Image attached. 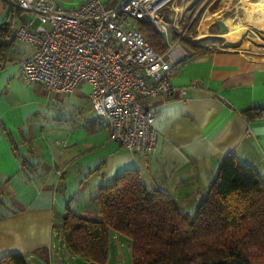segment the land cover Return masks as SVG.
Masks as SVG:
<instances>
[{
  "label": "crops",
  "instance_id": "crops-1",
  "mask_svg": "<svg viewBox=\"0 0 264 264\" xmlns=\"http://www.w3.org/2000/svg\"><path fill=\"white\" fill-rule=\"evenodd\" d=\"M57 1L73 8L86 0ZM99 1L112 9L124 0ZM197 1L179 0L181 33H169L170 42L186 53L173 66L170 82L176 92L142 100L153 110L157 130L154 151L143 154L109 139L105 122L90 109L87 85L62 95L23 82L21 64L35 46L18 41L15 33L30 18L15 0H0V26H8L12 40L0 60V187L7 201L0 258L17 253L26 256L27 264H57L62 252L70 254L61 238L67 206L81 217L97 218L89 199L126 170H137L146 185L168 195L184 213L205 199L227 154L264 178V117L247 122L241 114L264 110V52L217 44L227 27L218 12L231 0L204 8L189 33L192 11L206 0L194 8ZM187 39L201 43L187 48L182 42ZM204 48L209 51H200ZM18 154L29 159L30 171L21 167Z\"/></svg>",
  "mask_w": 264,
  "mask_h": 264
},
{
  "label": "trees",
  "instance_id": "trees-1",
  "mask_svg": "<svg viewBox=\"0 0 264 264\" xmlns=\"http://www.w3.org/2000/svg\"><path fill=\"white\" fill-rule=\"evenodd\" d=\"M204 8L203 4L192 12L189 33ZM139 23L145 40L163 53L167 48L163 38L148 23ZM9 37L8 26L1 25V61L12 46ZM241 114L252 122L263 118L264 110ZM18 157L23 169L33 168L29 159ZM3 194L0 187V220L6 215ZM90 207L97 218L81 217L67 206L61 219L65 249L90 264H106L113 235L130 242L132 264H252L254 258L264 259V178L231 154L222 158L205 199L190 213L181 212L172 198L146 185L137 170H126L100 185L89 199ZM0 264H27V259L13 253L1 257Z\"/></svg>",
  "mask_w": 264,
  "mask_h": 264
},
{
  "label": "built area",
  "instance_id": "built-area-1",
  "mask_svg": "<svg viewBox=\"0 0 264 264\" xmlns=\"http://www.w3.org/2000/svg\"><path fill=\"white\" fill-rule=\"evenodd\" d=\"M15 2L30 18L15 37L35 46L21 64L23 82L62 95L87 85L90 109L105 122L109 139L131 153L153 152L154 112L142 100L176 92L170 82L173 66L186 53L170 42L169 33H181L179 0H124L112 9L99 0L73 8L57 0ZM139 21L163 38V53L145 40L135 25Z\"/></svg>",
  "mask_w": 264,
  "mask_h": 264
},
{
  "label": "rangeland",
  "instance_id": "rangeland-1",
  "mask_svg": "<svg viewBox=\"0 0 264 264\" xmlns=\"http://www.w3.org/2000/svg\"><path fill=\"white\" fill-rule=\"evenodd\" d=\"M257 2H259V0H231L229 1L228 4H222L221 6L220 5L221 0H216V1L206 0L205 2H202V4L204 3L205 8H209V9L217 8L219 5L221 6V8L219 9L220 11L218 13L222 19L226 20V25H227V27H225L222 30V33L224 34L225 32H228L232 24L238 22H246L247 20H254L255 22L261 21V24H258L259 26L264 25L263 14L259 13L258 11L257 12L253 11V13H251L248 11V9H246L249 6V4H256ZM198 6H200V4ZM135 25L136 28L139 29L138 27H140V23L136 22ZM149 27L155 32V30L150 24ZM257 29H261V28L257 27ZM260 31L261 33L255 32L254 30H252V32L247 31L244 33H235L234 37L231 36L230 39H228L230 43L228 47L227 46L226 47L240 51L248 49V51L264 52V42L260 41V39H264V36L262 35V30ZM226 41L227 38H221V40L217 41V44L222 45L225 44ZM192 43H201V41L187 39L186 42H184V45L185 47L187 46L188 48L190 45H192ZM238 43H246L248 45L246 46V48H244L245 46H240L238 45ZM88 94H89V88L87 91V95ZM60 256H61L60 261L57 262V264H90L82 260L81 258L72 256L71 254L65 252H62ZM257 259L258 258H254L252 260V264H264V259L262 258H259L258 260ZM106 264H132L131 247H130V242L127 239L123 238L122 236H117V240L111 239Z\"/></svg>",
  "mask_w": 264,
  "mask_h": 264
},
{
  "label": "bare ground",
  "instance_id": "bare-ground-1",
  "mask_svg": "<svg viewBox=\"0 0 264 264\" xmlns=\"http://www.w3.org/2000/svg\"><path fill=\"white\" fill-rule=\"evenodd\" d=\"M180 7L181 6L178 5V8H177V13L179 15L183 11V8L181 10ZM244 8H245V6H244ZM246 9H248V11L251 12V13H253V11L254 12H257L258 11L259 13H261V14L264 15V1L263 0L260 1L259 0V2H257L256 4H249V6ZM258 24H261V21L255 22L254 20H247L246 22L234 23V24L231 25V27L228 30V32H226V33H224L222 35V38H227L226 45H229L230 41L228 39H230L231 36L234 37V34L235 33H244V32H247V31L252 32V30H254L255 32H260L261 33L260 30H262V35L264 36V25H260L259 26ZM257 27L258 28H261V29H257ZM260 41H263L264 42V39H260ZM238 45L245 46L244 48H246V46L248 44H246V43H238Z\"/></svg>",
  "mask_w": 264,
  "mask_h": 264
},
{
  "label": "water",
  "instance_id": "water-1",
  "mask_svg": "<svg viewBox=\"0 0 264 264\" xmlns=\"http://www.w3.org/2000/svg\"><path fill=\"white\" fill-rule=\"evenodd\" d=\"M171 18H172V15H171V14H169V15H168V19H169V20H171Z\"/></svg>",
  "mask_w": 264,
  "mask_h": 264
}]
</instances>
